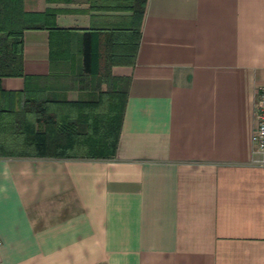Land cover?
<instances>
[{"label":"crops","instance_id":"obj_1","mask_svg":"<svg viewBox=\"0 0 264 264\" xmlns=\"http://www.w3.org/2000/svg\"><path fill=\"white\" fill-rule=\"evenodd\" d=\"M128 5L22 1L55 11L56 29L24 30L27 78L0 90L122 122L109 158L0 156V264H264V0H147L137 45ZM91 30L115 34L99 74L85 69Z\"/></svg>","mask_w":264,"mask_h":264},{"label":"trees","instance_id":"obj_2","mask_svg":"<svg viewBox=\"0 0 264 264\" xmlns=\"http://www.w3.org/2000/svg\"><path fill=\"white\" fill-rule=\"evenodd\" d=\"M22 1L0 0V77L27 78L23 67L24 30L56 29L55 11L26 12ZM146 1L127 0L132 11L136 45ZM114 39L112 31L91 30L84 33L83 51L87 71L100 73V58L107 48H111ZM4 96H7L9 105H0V156L96 159L115 154L122 111L100 110L95 102H50L27 89L24 92L0 90V100Z\"/></svg>","mask_w":264,"mask_h":264},{"label":"built area","instance_id":"obj_3","mask_svg":"<svg viewBox=\"0 0 264 264\" xmlns=\"http://www.w3.org/2000/svg\"><path fill=\"white\" fill-rule=\"evenodd\" d=\"M255 129L252 134L253 161L264 165V81L256 87Z\"/></svg>","mask_w":264,"mask_h":264}]
</instances>
